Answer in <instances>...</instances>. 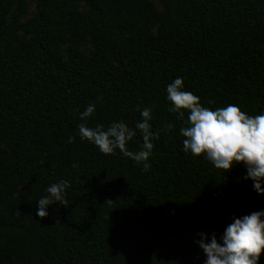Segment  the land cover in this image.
Instances as JSON below:
<instances>
[{
	"label": "trees",
	"instance_id": "1",
	"mask_svg": "<svg viewBox=\"0 0 264 264\" xmlns=\"http://www.w3.org/2000/svg\"><path fill=\"white\" fill-rule=\"evenodd\" d=\"M32 1L24 20L29 0H0V264H203L197 233L219 239L264 195L243 164L183 151L166 87L181 77L204 107L264 111V0ZM145 107L159 134L147 170L78 135L134 128ZM142 146L137 130L126 149ZM60 181L67 203L37 216Z\"/></svg>",
	"mask_w": 264,
	"mask_h": 264
},
{
	"label": "clouds",
	"instance_id": "2",
	"mask_svg": "<svg viewBox=\"0 0 264 264\" xmlns=\"http://www.w3.org/2000/svg\"><path fill=\"white\" fill-rule=\"evenodd\" d=\"M166 92V99L171 103L168 111L177 113V118L183 121V126L179 128L180 135L184 137L183 151L193 156L203 154L217 169L230 170L236 164H243L246 169L244 179H250L253 189L264 195V111L251 116L236 104L214 110L204 107L197 95L183 90L181 77L168 84ZM95 108V103L89 104L80 114V119L91 117ZM137 110L142 119L135 123L134 128L123 120L113 121L107 127L102 124L88 127L86 123H81L78 135L82 140L93 143L105 155L119 149L137 164L143 163L142 171L147 170L150 167L147 161L154 147L152 140L159 134L151 130V109ZM165 128L172 130L174 125L167 124ZM137 130L142 135L143 146L138 152L128 151L126 144L136 136ZM73 139L70 136L68 142L72 143ZM67 186V181L48 186L45 190L47 194L37 200L36 215L47 216L46 209L53 203L66 204L64 189ZM197 235L200 239L195 242L205 254L203 264H259L264 250V210L233 217L219 239L214 233L210 238L205 233Z\"/></svg>",
	"mask_w": 264,
	"mask_h": 264
},
{
	"label": "rangeland",
	"instance_id": "3",
	"mask_svg": "<svg viewBox=\"0 0 264 264\" xmlns=\"http://www.w3.org/2000/svg\"><path fill=\"white\" fill-rule=\"evenodd\" d=\"M29 2H30V4H29V8H28V15L25 17L24 20L29 19V18L33 15L34 10H35V4H34V2H33L32 0H29ZM158 6H159V5H158ZM248 38H250V36H249ZM245 84H246V86H250L251 83H249V82L246 81ZM201 252L203 253L202 250H201ZM203 254H204V253H203ZM204 255H205V254H204Z\"/></svg>",
	"mask_w": 264,
	"mask_h": 264
}]
</instances>
